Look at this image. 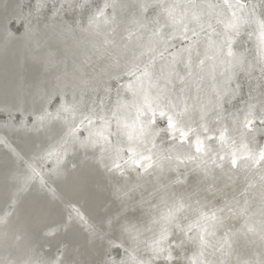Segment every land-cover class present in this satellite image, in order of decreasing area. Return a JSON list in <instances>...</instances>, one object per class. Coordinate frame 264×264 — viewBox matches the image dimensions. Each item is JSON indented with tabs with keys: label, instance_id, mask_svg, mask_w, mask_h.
Wrapping results in <instances>:
<instances>
[{
	"label": "bare ground",
	"instance_id": "6f19581e",
	"mask_svg": "<svg viewBox=\"0 0 264 264\" xmlns=\"http://www.w3.org/2000/svg\"><path fill=\"white\" fill-rule=\"evenodd\" d=\"M7 1L0 0V9ZM178 1L185 5L179 4L181 15L175 16L178 12L175 7L168 10L163 3L153 10L150 0H13L12 12L8 14L12 18L7 27H3V21L0 23V166L2 163L16 166L17 170L0 179L9 183L6 187L1 185L0 191V264H41L42 261L63 264L80 245L81 249L89 246L90 237L98 238L93 236L95 233L91 232L82 207L88 215L94 213L93 205L101 203L95 197L105 196L107 189L119 211L114 220L104 219L105 225L116 228V235L126 243L112 241L108 245L109 255L122 257V261L107 264H154L152 261L157 257L167 264H185V255L174 252V230L183 233L184 245L194 247L186 255L188 264H264V155L261 161H256H259L256 166V162L246 161L257 146L264 147V0H245L246 7H234L230 19H226L229 13L223 15L224 4L219 0ZM227 2L230 1L224 3ZM200 4L210 11L199 9ZM218 10L226 16L224 19L218 17ZM169 16L173 24L167 21ZM40 20L48 26L43 35ZM188 21L191 27L186 25ZM200 24L207 27L203 26L200 32L193 31ZM245 24L252 26L253 42L250 37L245 39ZM13 28L17 29L16 34ZM190 32L188 42L185 37ZM167 39L174 40L171 49L165 45ZM184 39L188 42L186 45ZM59 43L63 48H72V54L68 52L65 56L68 67L61 68ZM239 49L245 51L240 59L235 57ZM223 51L231 55L226 56ZM156 54H161L163 61L155 62ZM60 71H65L66 79L58 74ZM129 72H133L132 76ZM168 72L172 76L165 93L168 109L172 112L178 100L174 98L181 97L176 114L186 118L184 123H187L186 127L175 117L173 121L181 124L175 127L183 133L195 129L188 146L176 145V140L175 144L170 140L172 143H168L166 136L173 130L166 131L169 133L161 141H154L152 135L157 131L152 128L136 133L147 121L136 120L139 110L136 106H140L137 103L142 104V100L147 108L153 101L157 104L155 93L148 90L151 85L156 86L157 74ZM175 74L182 78L177 81ZM205 84L207 96L200 95L195 107L197 117H194L186 99L200 92ZM38 104L41 108L34 111ZM83 118L89 119L90 123L86 120L89 126L86 124L84 132L74 131L76 122ZM246 119L262 123L255 122L256 127L251 123L253 128L248 130L244 128ZM68 123L71 131L64 130L57 136L54 130ZM89 130L102 136L113 155L112 163L126 156L128 149L129 154L130 150L145 152L136 154L140 157L136 160L138 164L133 161L136 166L142 164H139L141 159L151 157L152 160L154 156L156 159L150 166L143 163L141 169L128 163L120 164L118 169L101 168L109 188L93 169L87 172L74 163L63 170L64 175L59 174L58 167L73 149L71 142L85 140ZM182 132L177 135L182 136ZM204 132L209 137L206 144L201 135ZM200 139L206 147L204 153L199 149L204 155L192 159L190 153ZM33 140L38 145L42 140L49 141L40 150L29 151L26 157L23 153L32 149ZM231 153L241 157L235 168V161L226 166L223 160ZM99 164L102 167L105 163L100 159ZM118 171H122L120 175ZM171 173L180 179L188 177L184 184H178L180 189L190 185L200 195L214 200L222 197L224 191L233 192L241 185L246 187L249 198L236 203L235 215H231L232 209L210 200L204 204L212 208L196 209L185 219L182 208L187 205H180L181 196L163 207L170 195L165 178ZM120 185H126L125 189ZM131 199L134 204L128 206ZM157 202L161 210L156 214ZM57 205L65 208L62 226L57 223ZM253 212H256L255 218L244 222ZM227 214L229 217L225 219ZM228 221H237L238 227L232 230ZM213 224L220 230L223 228L221 233L210 232ZM67 227L66 237L71 242H62V250L57 251V235L63 234ZM195 231L207 235L206 239H199ZM203 234L201 238L205 237ZM51 244L55 247L51 248ZM207 251L218 256L219 261L211 259Z\"/></svg>",
	"mask_w": 264,
	"mask_h": 264
},
{
	"label": "water",
	"instance_id": "95a60500",
	"mask_svg": "<svg viewBox=\"0 0 264 264\" xmlns=\"http://www.w3.org/2000/svg\"><path fill=\"white\" fill-rule=\"evenodd\" d=\"M12 2H13V0H8L5 7L3 6L0 9V23L3 21V27L4 26L7 27L6 25H7L9 18H12V16L8 17L9 12H12L10 9ZM94 8H96V7H94ZM94 8H92V9H94ZM64 12L67 15V12L66 11H64ZM38 23L40 25V30L42 31V35H43L45 32V28L48 26H45L43 20H40ZM21 27H22V25L19 28H21ZM58 28L59 27L57 26V31H58ZM37 29H39V28H36L35 30H37ZM6 30H8V29L6 28ZM12 32L16 34L17 29L13 28ZM60 46H61V48L58 49L57 51H61L60 57H59L61 68H62V66L68 67V63H67L65 56L67 55L68 52H69V54H72V48H63L62 44H60ZM58 74H61L64 77V79L67 78L65 71H60V73L58 72ZM58 74H57V82H58ZM87 86L91 88L90 84H88ZM77 87H75V88H77ZM58 90H61V89H58ZM206 90H207V87L205 84L204 87H202L200 92H198L197 94L193 93V94H190L187 96V99H186L187 104L193 110L194 117H197L195 107L198 103L199 97H200V95H203V97L206 98V96H207ZM40 105L41 104L36 105L34 108V111L39 110L41 108ZM71 129H72L71 123H68L64 127H61V128L57 127V130H54V132L58 136L59 132H62L64 130L65 131H67V130L71 131ZM73 129H74V131H77L75 129V127ZM48 141L49 140H42L40 142V144L38 145L36 143V141L33 140L32 143L30 144L32 149H29V150L27 149L28 151H26V153H23V154L26 157L29 156L30 152H32L34 150H40L38 148H42L43 144H45V142H48ZM71 144H72L73 149L70 152V156L58 167L57 172L59 174H63V170L68 169V167H70L71 164L74 163V164H77V166L81 167L83 170H86L87 172H90L93 169L95 171V174L100 177L99 179L103 182V184L106 185L107 188H109L108 187L109 181L105 177V175L103 174L101 168L111 170V169L115 168V166H114V163H112V161H111L112 157H113L111 150H109L107 148L105 142L102 140V136H100L99 134H96L92 130H89V136L85 140L80 141L78 139H75L74 141L71 142ZM0 153H1V151H0ZM1 157H2V154H1ZM1 157H0V160L2 159ZM100 159H102L105 163L104 166H102V167L99 164ZM141 165H139V166L132 165V166L136 167L137 169H141V167H140ZM226 166H228V165L226 164ZM229 166H231V165H229ZM0 170H1L0 179H6V177L8 175H10V173L12 171L17 170V167L16 166L15 167H8L2 163L0 166ZM121 172L122 171H118V173L117 172L116 173H117V175H120ZM187 180H188V177H186L182 180H178L176 177V174H173V173L169 174L165 178V185H166V188L168 189L170 195L168 197H166L167 202H165L163 205V207H165L166 205H169L170 203L174 202V200H177V199H175L176 196H181L180 198L183 200L180 201V205H183L184 203L187 205L185 208H182L183 213L186 216L185 219H188L189 217H191L193 212H195L196 209L212 208L209 205L204 204V202H209L210 200H214L209 196L200 195L199 193H197V190H195V188L190 186V185L183 188V189H180V187H178V184H184ZM1 185L6 187L9 185V183H7L6 181H1L0 182V191L3 189V188H1ZM120 187L122 189H125L126 185H120ZM209 187L211 188L212 185L210 184ZM245 189H246V187L244 185H241L233 192L224 191L223 196L219 197L217 200H214V201L216 203H220V204L224 205V207L232 209L233 213L231 215H235L237 213L236 203H239V204L243 203L244 201H247L249 198V195L245 194ZM109 191H110V189H107L105 196H103V197H99L98 195L95 197V199L97 201H100L101 203H99V205H97V204L93 205V212L94 213H92L91 215H88V213H86V211L82 207V209L84 211V215L86 217V220H88V222L91 225V227H90L91 232L95 233L93 236H96L98 239L90 237L89 246H85L83 249L80 248L81 245L78 248L75 247V248H77L75 251V254L74 255L69 254L68 255L69 257H67V258L65 257L66 259L63 261V264H84V263H92L95 261H100L102 264H107L109 261H114L115 263L116 262L119 263L122 261V257H116V256L112 257L107 252L108 245L109 244L111 245L110 241H114V242L120 241L121 243L126 244L123 240V237L116 235V232H115L116 228H112V226H106L105 222H104V219H107L108 217L111 220L112 219L114 220L115 215L119 211L118 206L112 201V199H110V196L108 194ZM69 200H73V199L69 198ZM131 204H134L132 199L129 201L128 206H131ZM159 204L160 203L157 202L156 214L159 213L161 210V208H159ZM225 213H227V212L225 211ZM255 213L256 212H253L250 215H248L245 218L244 222L248 221L251 218L252 219L255 218ZM228 217H229L228 214H227V216H224L225 219H227ZM65 219H66L65 218V208L63 206L61 207V206L57 205V223H58V226H62ZM227 223L229 224L230 221H228ZM230 227L232 228V230L236 229L238 227V222L233 221L232 223H230ZM210 230H211L210 231L211 233H212V231L214 233H218V232L221 233L220 227L218 226V228H217L215 226V224H213L211 226ZM66 231H68V227H67V230H65V232L63 234H61L62 236H65V237H60L61 235H57V247L62 242H65V241H67L69 243L71 242V239L69 237H66V235H67ZM172 238L175 239L174 243L176 242L174 252L178 256L185 255V264H188V261L186 259V255L188 257L190 252L194 250V247L190 246V245H187V246L184 245L185 241L183 239V233L182 232H179V234H178L177 231L174 230L173 234H172ZM53 247H55V245L51 244V248H53ZM207 253L210 254L208 251H207ZM211 256H212V257H210L211 259L218 260V256H215V255H211ZM67 259H69V260H67ZM152 262L154 264H167V262L159 259L158 257H157V260L153 259ZM175 264H177V263H175Z\"/></svg>",
	"mask_w": 264,
	"mask_h": 264
},
{
	"label": "rangeland",
	"instance_id": "374dc122",
	"mask_svg": "<svg viewBox=\"0 0 264 264\" xmlns=\"http://www.w3.org/2000/svg\"><path fill=\"white\" fill-rule=\"evenodd\" d=\"M156 1H159V3H161V0H155V2H156ZM219 1L221 2V4H224V8H225V9L223 8L224 11H225V14H223V11L220 9V10L222 11V14L227 16L228 13H229V16H227L226 19H228V17H229V19H230V16H232L231 13H233V9H234V7L238 8V9L243 8V7H246V1H245V0H244V1H243V0L240 1V2L243 3V4H241V3L238 4L237 1L239 2V0H233L234 2H233L232 0H228V1H230V2H227V3H224V2H226V0H219ZM231 1H232V2H231ZM155 2H154V3H155ZM229 3H230V4H229ZM232 3H233V4L235 3V4L233 5ZM155 4H156V3H155ZM158 5H159V4H158ZM227 5H228V6L230 5V6H229V7H230L229 9H228V6H227ZM198 7H199V9L210 11V8L205 9V7H204L202 4H200ZM201 7H202V8H201ZM222 7H223V6H222ZM236 8H235V9H236ZM151 9L154 10V7L152 6ZM231 10H232V12H230ZM242 10H243V9H242ZM221 11L218 10V12H219V13H217V14H219L218 17L223 16L222 14L220 15V12H221ZM228 11H229V12H228ZM180 12H181V11H178V12L175 14V16H177L178 14H180ZM230 14H231V15H230ZM180 15H181V14H180ZM180 15H179V17H180ZM226 16H225V17H226ZM225 17L223 16V17H221V19H224ZM167 21H168L169 23H171V24L174 23L173 21H169V20H167ZM221 22H222V23H221ZM221 22H220V24L223 25V23L225 22V20H223V21H221ZM188 24H189V23L187 22L186 25L188 26ZM166 25H167V23H166ZM221 25H220V26H221ZM222 27H223V26H221V28H222ZM200 29H201V28H200ZM223 29H226L225 26L223 27ZM201 31H202V30H201ZM185 35H187V34H185ZM189 35H190L189 37H185V39L188 38V39H186L188 42L190 41L191 36H192L191 32L189 33ZM248 35H249L251 41L253 42V41H254L253 38H255V37H254V34H253L252 32H250V33H248ZM234 37H235V36H234ZM175 39H176V38H175ZM185 39L183 40V43H184V41H185V45H186L188 42H187ZM234 40H235V38L232 40L231 44H233ZM168 41H169V42H172V44L174 43V40H172V39H167L166 43H169ZM178 41H179V40H178ZM176 42H177V40H176ZM231 46H232V45H231ZM231 46H230V47H231ZM227 47H228V46H227ZM232 47H233V46H232ZM170 49H171V46H170ZM242 50H243V49H239V50H237V51H238V54L236 53V54H235V57L237 56V58H239V57L242 58L243 54L245 53V51H244V50L242 51ZM172 51H173V50H171V51H169V52H172ZM237 51H236V52H237ZM240 51H241L242 54H241V53L239 54ZM243 52H244V53H243ZM238 55H239V56H238ZM239 59H240V58H239ZM208 68H209V67L207 66L206 70H208ZM206 72H208V71H206ZM128 74H129V75L131 74V76H132L133 72H132V73L129 72ZM128 74H127V76H128V78H129V75H128ZM133 77H134V76H133ZM133 77H132V79H133ZM129 80H131V77H130ZM227 89H229V86L226 85V90H227ZM177 99H178L177 102H178V104L180 105L181 102H182L181 97H178ZM214 101H215V98L213 99V102H214ZM179 102H180V103H179ZM125 104H126V102H125ZM213 105L215 106V105H216V102H214ZM165 107H166V108H163L164 110H163L162 112H160V110L158 109V107H154V109L151 110V109H149V108L143 106L142 111H141V113L139 114L138 119L142 120L143 123H144V121L147 120V121L145 122V124H148V121H149V126H152L153 128H156V129L162 131L163 134H164L165 136H166V133L168 134L170 131L173 130V131H172V134L169 133V134L166 136V138H168L167 141H169V140L172 141V142H173V143L171 142L172 144H175V143H176V145H180V146H181V145H183V146H184V145H185V146L191 145V142H192L191 140H193V136H194V134H195V129L193 128L194 131H193L192 128L190 129L191 131H189V129H188L187 131L184 130V133L187 134V137H186V135L182 132L181 129H179V128L176 129V127H175V122H176V121H173V119H174L175 117L171 114V112L169 111L168 107H167V106H165ZM88 109H89V108H88ZM88 109H87V110H88ZM148 110H151V111H148ZM166 110H167L168 112H167ZM88 111H89V110H88ZM152 112H153V113H152ZM159 112H160V113H159ZM90 113H91V112H90ZM165 113H166V114H165ZM97 114H98V113H97ZM158 114H159V115H158ZM82 115H83V114H82ZM91 115H92V113H91ZM86 116H88V115H86ZM143 116H145V118H142ZM170 116H171L172 118H171ZM161 118H162V119H161ZM169 118H170V119H169ZM143 119H144V120H143ZM83 120H84V121H83ZM86 120H87V118H86V119L83 118V119L81 120L84 124H83L81 121L76 122L77 124H76V126H75V129L78 128V129H76L77 131L84 132V131H85L84 128H85L87 125L89 126L88 123H90V122H88L89 119L87 120L88 123H86ZM99 120H100V119H99ZM169 120H170V121H169ZM171 120H172L173 122H172ZM79 122H81V124H80ZM92 122H93V121H91V124H94V123H95V122H93V123H92ZM98 122H99V121H98ZM168 122H169V123H168ZM247 122H248V123H247ZM249 122H250V123H249ZM255 122H256L257 124L259 123L258 125H261V124H260L261 121L258 122V120H257V121H256V120H253V122H252L251 119H246V122H245L246 125L244 124V126H245L244 128H246V129H248V128H249V129L253 128L252 126L254 125ZM164 123H165V124H164ZM170 123H171V124H170ZM251 123H253V125H251ZM256 123H255V124H256ZM261 123H262V122H261ZM78 124H79V125H84V127H83V128H82V126L77 127ZM86 124H87V125H86ZM132 124H133V123H132ZM173 124H174V125H173ZM257 124H256V126H258ZM248 125H250V126L248 127ZM94 126H95V125H94ZM134 126H135V125H134ZM168 126H169V127H168ZM256 126L254 125V127H256ZM95 127L97 128V130H99V126H98V125L95 126ZM250 127H251V128H250ZM79 128H80V129H79ZM86 128H87V127H86ZM172 128H173V129H172ZM135 129H136V128L134 127L133 130L135 131ZM170 129H171V130H170ZM174 129H175V131H177V133L182 132L181 134H182L183 137L180 136L179 134L177 135V133L174 131ZM249 129H248V130H249ZM133 130H132V131H133ZM164 130H165V131H164ZM178 130H180V131H178ZM166 131H169V132H166ZM192 131H193V132H192ZM173 132L176 133V134H174ZM190 132H191V133H190ZM98 133L102 134L101 131H99ZM204 134H205V132H204L203 134H201V135L204 136ZM172 135H173V136H172ZM169 136H172V137H169ZM176 136L181 140V142H182L181 144L179 143L180 140H179L178 138H176ZM173 137H174V138H173ZM180 137H181V138H180ZM185 137H186V140L184 139ZM216 137H218V136H216ZM182 138H183V139H182ZM191 138H192V139H191ZM187 139H188V141H187ZM202 139H204V144H206V143H205V140H206V139H209V137L206 138V136H204V137H202ZM202 139H200L199 141H197V142L195 143V144H197V145H196V148H195V146H194V147H193V151H192V153H190L192 159H193V158H194V159H198V158L202 157V154L205 152L204 149H205L206 147L204 146V144H203V140H202ZM217 139H218V138H217ZM175 140H176V142H175ZM177 140H178V141H177ZM167 141H166V142H167ZM170 141L168 142L169 144H171ZM184 141H185V142H184ZM174 142H175V143H174ZM177 142H178V143H177ZM187 142H188L189 144H187ZM199 142H200V143H199ZM185 143H186L187 145H186ZM193 145H194V144H193ZM201 145H202V146H201ZM200 146H201V147H200ZM198 147H200V148H198ZM202 147H203V148H202ZM199 149H202L201 151H202L203 153H202ZM257 149H258V150H257ZM260 149H261V150H260ZM260 149H259V146H257V147L255 148L254 152H253L251 155H249V156L246 155V156H248V157H250V156L253 155L252 157L248 158L246 161H247V162L249 161V163H250V162H253V163H254V162H256L258 159H260L259 161H261L262 158H263V155H264V147H260ZM262 149H263V150H262ZM128 150H129V149H128ZM128 150H126V152H125V153H126V156L129 154V151H128ZM133 151H135V150H130V152H131L130 154H131V155L129 154L130 156H127L128 158H127V157L125 156V154H124L123 157H126V159H128V160H126V159L123 158V157H120V158H118V159H115V160H116V161L114 160L115 163H116V164L114 163L115 169H118L119 167L123 166L125 163H128V164H130V165H135L134 162L137 163L138 159H140V157H138L137 155H139V153H145V152H141V151H139L138 153H135V152H136V151H135V152L133 153ZM255 151H256V152H255ZM260 151H261V152H260ZM254 153H255V154H254ZM136 154H137V155H136ZM195 154H196V156H195ZM200 154H201V156H200ZM259 154H260V157L258 156ZM132 155H133V156H132ZM197 155H198V156H197ZM203 155H204V154H203ZM230 155H231V156H229V155L226 156V159H223V160L226 162V164H227L228 166H229L230 162H231V164H232V163L235 161V162L233 163V167L235 168V167L237 166V163H239V162L241 161V157H239V155H237V154H235V153H231ZM256 155H257V156H256ZM232 156H234L235 159H234ZM195 157H196V158H195ZM197 157H198V158H197ZM230 157H231V158H230ZM237 157H238V158H237ZM129 158H131V159H129ZM253 158H254V159H253ZM256 158H257V159H256ZM120 159H121V160H120ZM122 159H124V161H122ZM133 159H134V160H133ZM148 159H150V160H148ZM148 159H147V160H146V159H145V160H144V159H141L142 161H140L139 164H141V163L143 164V163H144V165L147 164V165L150 166V165L152 164V161H153L154 159H156V157L154 156L152 160H151V157L148 158ZM228 159H229V160H228ZM233 159H234V160H233ZM237 159H239V160H237ZM250 159H252L253 161H251ZM117 160H118V161H117ZM130 160H131V162H130ZM136 160H137V161H136ZM254 160H255V161H254ZM133 161H134V162H133ZM143 161H144V162H143ZM232 161H233V162H232ZM259 161L255 163V166L259 163ZM117 162H118V163H117ZM119 162H120V163H119ZM145 162H146V163H145ZM150 162H151V163H150ZM132 163H133V164H132ZM235 163H236V164H235ZM118 164H119V165H118ZM120 164H122V165L120 166ZM137 164H138V163H137ZM231 164H230V165H231ZM117 166H119V167H117ZM137 166H138V165H137ZM149 166H148V167H149ZM148 167H147V168H148ZM176 175H177V174H176ZM177 177H178V176H177ZM178 178H179V177H178ZM181 179H182V178H181ZM181 179L179 178V180H181ZM151 195H152V193H151ZM222 213H223V212H222ZM222 213H221V215H222ZM217 218H218V216H217V217L215 216V219H217ZM263 221H264V220H263ZM209 222H213V221H209ZM213 223H214V222H213ZM263 223H264V222H263ZM263 226H264V224H263ZM195 233H196V231H195ZM196 234L200 236V237L198 236L199 239H201V240L204 239V238L206 239V236H207V235H204L203 233H200L199 231H197ZM200 234H203L202 236H205V237H202V238H201V235H200ZM110 242H112V241H110ZM113 242H114V241H113ZM113 242H112V243H113ZM112 243H111V245H112ZM115 244H116V243H115ZM115 244H114V245H115ZM60 245L63 247L62 244H59V246L57 247V251L62 250V248L60 249V247H61ZM120 247L122 248V246H120ZM121 251L124 252V249H122ZM41 264H44V261H42Z\"/></svg>",
	"mask_w": 264,
	"mask_h": 264
},
{
	"label": "flooded vegetation",
	"instance_id": "af4514ba",
	"mask_svg": "<svg viewBox=\"0 0 264 264\" xmlns=\"http://www.w3.org/2000/svg\"><path fill=\"white\" fill-rule=\"evenodd\" d=\"M150 2H151L150 7L153 6L154 8H157V7H155V6H157L158 4H162V5H163V3H164L163 7H165L166 9L171 10V9H173V8L175 7V8L177 9V11H178V7H179V4H180V3H181L180 6H182V4L185 5L184 2H181V1H178V2H177V0H161V3H159V1H156V2H155V0H150ZM154 2H155L156 4H155ZM158 7H160V6H158ZM161 7H162V6H161ZM169 17H170V16H169ZM169 21H173V19L170 17V18H169ZM188 23H189V26H190V25H191V24H190L191 22L188 21ZM200 25H201V24H200ZM200 25H195V26H194L195 28H197V26H198V29H199V30H198V29H194V28L192 27V28H193V31H194V30H197V31L200 32V31H201L200 28H202L203 26H204V27H207V24H204V25L202 24L201 27H200ZM190 27H191V26H190ZM204 27H203V28H204ZM210 27H211V26H210ZM245 27H246V29H245ZM245 27H244V30H243V31L245 32V39L247 40V38H249V36H247V35H248V33H250V28H251L252 26L249 27L248 25L245 24ZM203 28H202V29H203ZM236 30H237V29H236ZM237 31H238V30H237ZM248 31H249V32H248ZM194 33H195V32H194ZM197 33H198V32H197ZM235 33H236V32H235ZM198 34H199V33H198ZM198 34H197V35H198ZM240 34H241V33H240ZM183 36H185V35H183ZM194 36H195V35H194ZM190 40H191V39H190ZM178 43H180V41H179ZM178 43H177V44H178ZM171 44H172V42L165 43V45H167V46H170ZM177 44H176V46H177ZM230 44H231V43H230ZM164 48H165V47H164ZM176 49H177V47H176ZM177 50H178V49H177ZM158 52H159V51H158ZM224 52H225V53H224ZM162 53H164V52H161V54H162ZM165 53H166V52H165ZM161 54L158 55V56H157V54H156V56H157L156 58H157V59H154L155 62H156V60H161V57H162ZM223 54L226 55V56H230V55H231L230 53H227L226 51H223ZM161 61H163V60H161ZM263 65H264V63H263ZM154 70H155V69H154ZM170 72H171V70H170ZM170 72H168L169 75H168L167 73H163V74H164V77H162L163 74H157V75H156V80L158 81V82H157V81H156V82H157V84L160 82V84H158V85L156 84V86L151 85L148 91H149L151 94H153V93L156 94V96H155V94H154V97H155L156 99H157V98H158V99H157V100L155 99V102L157 101V102H158L157 104H158L159 106H158L157 104H155L154 101H153V102H151L152 105L149 104V107H150L149 109L152 110L154 107H159L158 109L160 110V112H162V111L164 110L163 108H165V107H164V104H165V106L169 107V105H168V103H167L168 100H165V99H166L165 96H167V99H168V95L165 94V93H166V91H167V86L170 87V83L168 82V81H169L168 79H170V78L172 77V76H170ZM178 75H179L180 77H179ZM159 76L161 77V80H162V81H161L160 79H157V78H160ZM166 76H167V78H166ZM174 78H175L177 81H179V80L182 78V76H181L180 74H175ZM163 79H164V80H163ZM167 82H168L169 84H168ZM161 83H162V84H161ZM163 83H164V84H163ZM165 83H166V84H165ZM161 85H162V86H161ZM160 86H161V87H160ZM153 87H154L153 90H157V91L160 90V91H158V93H156L157 91L155 92V91L152 90ZM156 88H157V89H156ZM161 88L163 89V91L161 90ZM165 88H166V90H165ZM170 89H171V88H170ZM164 90H165V92H164ZM151 91H153V92H151ZM160 93H161V94H160ZM172 94H173V93H172ZM157 95H158V96H157ZM159 95H160V96H159ZM162 95L164 96V98H162V97H163ZM160 97H161V99H162L164 102L160 99ZM103 99H104V95H103ZM174 99L177 100V98H174ZM165 101H166V102H165ZM140 102H141V103H142V102L144 103V101H142V100H141ZM145 102H146V101H145ZM138 103H139V102H138ZM138 103H137V105H140V106H136V108L139 107V108H137V110L139 109V110H138V113H137V114L139 115V112L141 113V110H142L141 108H143L142 106L148 107V105H144L143 103H142V104H140V103L138 104ZM146 103H147V102H146ZM148 103H150V102H148ZM148 103H147V104H148ZM153 103H154L155 105H154ZM162 103H164V104L162 105ZM160 104H161V106H160ZM153 105H154V106H153ZM175 105H176V107H175V109L173 110L174 113H173V111H172L171 114H173L174 117H176V118H178L179 120H181V122H182L181 124H185V123H184V120L186 121V118H185V119H182L183 117H180V115H177V114H176V108H177V106H178V102H177ZM151 106H152V107H151ZM140 109H141V110H140ZM148 111H149V110H148ZM138 115H137V117H139ZM136 120H138V118H137ZM138 122H139V120H138ZM181 124H180V125H181ZM201 124H202V123H201ZM178 125H179L178 123H177V124L175 123V126L179 127L180 125H179V126H178ZM147 126H148V124H147V125L144 124V126H141L139 130H136V133H137V132H141V131L144 132V131H147V129L152 128V129H154L155 131H157V133L153 131L154 133H156V135H155L153 132H152L153 135L151 134L152 137L154 136V137H153L154 141H157V140L161 141L163 138H165V135L162 134V133H163L162 131H160V130H158V129H156V128H153L152 126H151V127L148 126V128H146ZM185 126L187 127V123L185 124ZM144 127H145V128H144ZM180 128H181V127H180ZM140 130H141V131H140ZM159 131H160V132H159ZM143 132H142V133H143ZM142 133H141V134H142ZM144 133H145V132H144ZM146 133H147V132H146ZM158 133H161L162 135H158ZM204 135H205V134H204ZM162 137H163V138H162ZM202 137H203V136H202ZM206 143H207V142H206ZM150 145H151V144H149V146H150ZM161 145H162V144H160V142H159V146H161Z\"/></svg>",
	"mask_w": 264,
	"mask_h": 264
}]
</instances>
